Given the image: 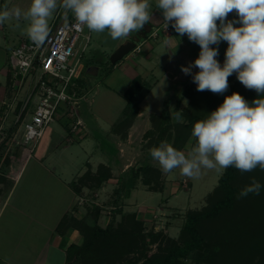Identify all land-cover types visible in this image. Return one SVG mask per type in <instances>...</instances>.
<instances>
[{
    "label": "rangeland",
    "instance_id": "obj_1",
    "mask_svg": "<svg viewBox=\"0 0 264 264\" xmlns=\"http://www.w3.org/2000/svg\"><path fill=\"white\" fill-rule=\"evenodd\" d=\"M18 26H22V24H17L15 27V29L18 28V30H20ZM10 29L11 26L8 25V29L4 30L3 34L8 37V41H6L5 46H3L0 51V61L2 60V56L4 58L6 57L4 61H2V65H4L7 60V68L10 66L11 49L20 44V41L18 42L17 39V34L19 35L20 31L15 32V29H13V31ZM88 33V29H86L85 34ZM159 35L162 36V33L160 32ZM81 40L82 43L81 41L79 42V46L77 47L78 52L75 58H73V61L80 58L81 64L84 66V71L81 76L76 79L75 82L77 87L74 88V90L78 92L80 97L79 111L84 121H88L93 128L91 129L90 135L84 137L80 143L77 142L68 147L63 144L60 145V135H67L64 126L65 123L62 125L60 123L62 119L58 118L61 114L66 115L65 113L68 112L67 104L63 103L60 107L59 116L55 122L51 124L40 144L32 152L31 162L26 165V170L22 173L16 187H14L12 193V195L14 194L13 201L19 202L23 186L26 185V198L37 201V203L47 202V210H43L40 221H42L43 217L45 218L50 214L56 215L55 218H57L59 212L63 210V208H66V204L70 201V205L72 206L70 213L77 219H81L87 216L90 204L94 203L104 207L100 224L106 227L114 216L112 213L114 212V201L117 199L115 190L119 186V177L121 175H129L132 168L137 169L143 165H148L154 168L149 172L152 184L159 182L164 186L165 191H150L148 186L142 183L141 179L136 189L131 192V195L125 199H120L119 203H121L125 215L133 212L137 213L138 219L144 222L146 233L163 232L177 239L189 212H201L205 209H209L211 204L214 203L213 194L215 188L218 186L219 179L225 172V169L221 171L203 169L200 177L191 179L182 176L179 169H174L170 173L162 172L158 163L150 157V149L152 148L150 142L153 137L148 138L146 133L150 130H156L155 138L158 137V129H155L156 123L158 122L157 120L161 119L165 107L168 109L169 114L170 110H182L185 122L189 115H192L194 112V109L189 107L191 99L188 96H183L186 87L194 83L192 75H190L191 78H188V75L179 71L178 77H176V80H173L176 85L175 89L172 88L167 96H165V87L170 84L169 82L171 79L169 81L166 80L165 82L167 84H165L163 88L165 91L162 92V90H159L153 97V102L157 101L156 108L153 110L146 109L140 120L137 121L136 119L128 130L121 129L120 133L125 132L128 134L126 138H122L120 136L122 134L119 133L120 135H118L113 133L112 128L114 125L121 123L124 117L123 111L127 105V101L123 93L127 91L131 85V81L124 75L121 68H118L119 65L115 66L110 62V57L116 49L115 44L118 39L112 40L107 35V31H105V33L91 32V41L83 52L82 47L85 44V40H83V38ZM214 47L217 46L214 45ZM227 47V42L224 41H221L218 45L219 55L216 59L220 62L221 66H223L224 63ZM138 57L139 56L135 58ZM126 59H128V57ZM72 63L73 62L70 61V64ZM174 68H180V64L177 63ZM156 71H159V77H161L163 71H161L160 68H157ZM197 71H199L198 68H192V74H195ZM228 83L229 87L225 93L212 94L217 99L216 104L207 98H201L197 101L199 106L198 109L204 110L208 115L215 108L213 106L222 104L224 97L230 96L233 92H238L246 99L247 92L245 93V91H249V89H246L238 81L236 73H233V75L228 78ZM110 87L115 90L113 91ZM25 95L26 88L23 93L21 92L19 95L20 97L18 96V100L23 101ZM205 96H209V94L207 93L204 97ZM167 101H170L168 105H166L168 103ZM141 105L142 101L139 103L140 112L143 110ZM30 106L33 107V101ZM153 116H158L159 118L155 119ZM67 119L70 133V118L68 117ZM174 123L176 125L183 124ZM172 133V138L169 139L170 136H166L165 140L173 146L176 132L172 129ZM4 135L5 133L0 135V138L4 137ZM23 136L24 129L21 128L16 138L22 141ZM190 138L191 135L189 139ZM189 139L181 151L187 153L188 149L186 145ZM194 145L195 140L193 139V146ZM12 146L15 147V145ZM112 149H114V154L111 157L108 151ZM44 151L50 154L48 160H43L44 158L41 159L40 154ZM12 152L18 155V159L20 158L21 150L12 148ZM89 160L93 163V172L97 171L98 164L102 162H106L109 165L112 164L115 175L113 181H115V183L108 185L105 183L106 185L104 184V188L102 187L100 190L84 189L79 197L73 191V196L70 195L68 199H63L62 196L65 197L66 193H69V191L59 182L58 178H61L64 183L67 180L74 181L79 177L77 176L79 170L84 168ZM16 168L19 169L20 166L16 164ZM29 183L32 184V188ZM76 199L78 200L75 206L74 200ZM145 205H147L146 208L142 207ZM241 205H243V202H241ZM8 212L4 218L9 215ZM262 215H264V213ZM121 216L122 215H116L115 221L117 223L121 221ZM4 220H2L1 223ZM259 221L261 225H257L256 227H259V234L256 232V236L264 238V217ZM204 228H206V231H209L210 225L208 224ZM70 229L75 228L71 227ZM80 229H78V231H80ZM29 234L34 235V232L29 230ZM79 238H81L83 242L84 237L81 233ZM227 247L229 248L228 252ZM227 247L225 253H230L234 250L231 245ZM257 248L258 246L253 248L252 251ZM152 251H156V245L152 246ZM257 259H259V257H257Z\"/></svg>",
    "mask_w": 264,
    "mask_h": 264
},
{
    "label": "clouds",
    "instance_id": "obj_2",
    "mask_svg": "<svg viewBox=\"0 0 264 264\" xmlns=\"http://www.w3.org/2000/svg\"><path fill=\"white\" fill-rule=\"evenodd\" d=\"M156 9L161 11L166 28L171 25L180 36L186 34L199 45L195 61L181 66L185 75H192L197 91L223 94L229 87L228 78L236 73L238 81L254 90L258 98L249 103L238 92L225 96L216 110L194 123L187 153L165 140L150 149L152 159L162 172L179 169L182 176L191 179L200 177L203 169L264 171V0H156ZM57 10H63L64 15L70 12L78 28L107 31L112 40L142 30L153 16L149 0H31L26 10L5 4L0 10V25L12 19L27 21L25 34L40 45ZM234 11L238 19L228 20ZM221 41L228 45L223 66L216 59ZM193 67L199 69L195 74ZM170 118L185 122L182 110H170ZM261 187L253 178L237 199L259 195Z\"/></svg>",
    "mask_w": 264,
    "mask_h": 264
},
{
    "label": "trees",
    "instance_id": "obj_3",
    "mask_svg": "<svg viewBox=\"0 0 264 264\" xmlns=\"http://www.w3.org/2000/svg\"><path fill=\"white\" fill-rule=\"evenodd\" d=\"M145 27L146 25L138 31L143 35L140 38L136 36L137 42L147 39L151 34L152 31ZM9 85H12L11 77ZM196 87V84L192 83L183 93V96L191 99L189 107L194 109L192 115H189L185 123L176 125L165 107L161 119L155 122L158 137L155 138L156 130L146 133L148 138L153 137L150 146H158L166 136H170L169 139H171L173 129L176 132L173 147L182 150L191 135L194 123L207 117L204 110L198 109L197 101L207 98L215 104L217 102L212 92L197 91ZM151 88L150 83H146L142 77L133 80L124 93L127 101L123 111L124 117L121 123L114 125L113 133L122 134L120 135L122 138L128 136L125 132L120 133L121 129L128 130L132 126L140 113L139 103ZM207 93L209 96L204 97ZM245 93L249 103L258 98L254 90L245 91ZM218 106H213L215 107L213 111ZM64 126L68 128V124ZM108 154L112 157L114 149L108 151ZM153 169L151 166L143 165L137 169L132 168L129 175L119 177V186L115 190L117 199L114 201L112 213L114 216L106 227L100 224L104 207L94 203L90 204L86 217L77 219L71 214L64 216L57 231L64 233L67 228H81L79 232L84 237L81 244L73 243L69 246L65 264H264V238L256 236V232L259 234V227H256L261 225L259 220L264 217L262 215L264 213V171L257 168L252 172L241 173L235 167L225 169L213 194L214 203L209 209L201 212H189L176 239L163 232L146 233L144 222L138 219L137 213L125 215L119 203L120 199L131 195L141 179L150 191H163L162 184L159 182L152 184L150 180L149 172ZM114 176L112 164L101 163L96 172H93L92 166L88 164L86 172L72 181L70 186L79 197L84 189L100 190L105 183L113 180ZM253 178L262 185L260 194H249L247 197L237 199L240 191L250 184ZM116 215H122L118 223L115 221ZM208 224L210 230L206 231L204 227ZM153 245H156L154 252ZM228 245H231L234 250L225 253ZM256 246L258 248L252 251ZM228 250L227 247V252Z\"/></svg>",
    "mask_w": 264,
    "mask_h": 264
},
{
    "label": "crops",
    "instance_id": "obj_4",
    "mask_svg": "<svg viewBox=\"0 0 264 264\" xmlns=\"http://www.w3.org/2000/svg\"><path fill=\"white\" fill-rule=\"evenodd\" d=\"M30 2L31 0H0V10L3 9L5 4H7L9 8L12 6H19L26 10ZM149 3L153 16L146 24L145 29L153 31V29L159 27L163 23V17L161 11L156 9V0H149ZM58 11H60V19L64 17H74L70 12L64 15L63 10H57L50 18L49 26L54 22ZM227 19L234 21L238 18L236 13L232 12L229 13ZM27 23L28 22L24 20L17 22L15 19H12L0 25V51L3 46H5L6 41H8V37L3 34L4 30L8 29V25L11 26L10 30L13 31L17 24H22V26H18L20 30H18V28L15 29V32L20 31L19 35L17 34L18 42L29 39L25 34ZM217 23L219 24V22ZM234 26L240 25L234 24ZM142 35L143 34L139 32H132L127 38L118 39L115 48L128 40L137 42L136 36L140 38ZM165 40L168 41L167 44L164 43ZM210 47H214V45H210ZM199 52L200 47L198 44L189 41L186 34L180 36L173 30L168 33H162V36L159 35L157 38H150L148 42L143 45L140 53L131 52L115 65H119L118 68H121L124 75L130 79L131 83L135 78L142 77L146 83H150L152 86L148 94L141 100L143 110L137 116V121L140 120L146 109L153 110L156 108L157 101L153 102V97L157 94L156 92H159V90L163 92L166 89L165 96H167L172 88L175 89L176 85L173 80H176V77H178L181 66L187 67L190 63L194 62ZM137 56L139 57L135 58ZM127 57L128 59H126ZM5 58L2 56V60L0 61V116L5 112L9 113L3 125L4 131L1 134L3 135L5 133V135L0 138V264H65L66 252L69 246L73 243L79 245L82 242V239L79 238L80 232L76 229L68 228L64 233L57 231L58 225L61 223L64 216L71 214V201L66 204V208H63V210L59 212L57 218H55L56 215L50 214L45 218L43 217L42 221H40V217H42L43 210H47V202L37 203V201L26 198V185L23 186L19 202L13 201L14 194L12 195V193L14 187H16L22 173L26 170V165L31 162L32 154L29 155L27 147L17 142L16 136L19 134L22 126L16 124V120L22 103L19 105L11 104L13 93L9 82L12 73L10 66L8 68L6 67V65H8L7 60L5 64L2 65V61H4ZM177 63L180 64V68L175 69L174 66ZM157 68L163 71L161 77H159V71H156ZM188 78H191V76L188 75ZM170 79L171 81L169 83L171 85L169 84L165 87V84H167L165 81H169ZM164 87L165 89H163ZM110 88L112 89V87ZM112 90L114 91L115 89ZM2 102L7 103V105H4ZM65 117L67 116L64 114L58 117L62 119L60 121L62 125L63 123L68 124V117ZM85 125L84 131L78 135H71L69 133V127L66 128L67 135H60L59 144L68 147L74 143H80L84 137L90 135L91 129L93 128L88 121L85 122ZM12 145H15V147ZM12 148L21 150L19 159L17 157L18 155L13 154ZM40 156L41 159L44 158L43 160H48L50 158V154H47L45 151L41 153ZM16 164L20 166L19 169L16 168ZM88 164L93 166V163L89 160L87 165L79 170L77 176H82L86 172ZM58 180L69 191V193H66V196H62V198L68 199L70 195L73 196L72 193L74 192L70 186L72 180H67L65 183L61 178H58ZM114 183L115 181L111 180L107 182V185ZM29 185H31V188L33 187L32 184L29 183ZM77 200L78 199L74 200L75 206L77 205ZM146 206L147 205L142 207L146 208ZM7 212L9 215L4 218ZM2 220L4 221L1 223ZM29 230H32L34 235L29 234Z\"/></svg>",
    "mask_w": 264,
    "mask_h": 264
},
{
    "label": "built area",
    "instance_id": "obj_5",
    "mask_svg": "<svg viewBox=\"0 0 264 264\" xmlns=\"http://www.w3.org/2000/svg\"><path fill=\"white\" fill-rule=\"evenodd\" d=\"M86 26L78 28L74 17L60 19L57 12L54 22L50 25V32L43 44L37 45L30 39L22 40L17 47L10 51L11 104H21L16 120L24 129L22 141H17L27 147L29 155L37 148L47 130L59 116L63 103L68 106L65 113L70 118V134L78 135L86 125L79 111L80 97L74 90L78 79L84 71L80 58L73 61L82 38L85 44L82 52L91 41V31L85 34ZM174 29L171 25L166 28L164 23L153 29L149 37L136 42L132 53H140L143 45L150 38H157L159 33H168ZM70 61L73 63L70 64ZM26 88L23 101L18 96ZM20 97V96H19ZM33 101V107L31 103ZM4 105L7 103L2 102ZM2 106V105H1ZM10 106V105H9ZM9 112L0 116V135L4 131L3 125Z\"/></svg>",
    "mask_w": 264,
    "mask_h": 264
},
{
    "label": "water",
    "instance_id": "obj_6",
    "mask_svg": "<svg viewBox=\"0 0 264 264\" xmlns=\"http://www.w3.org/2000/svg\"><path fill=\"white\" fill-rule=\"evenodd\" d=\"M136 42L132 40H128L122 44H120L114 53L110 57V62L116 65L120 62L126 55H129L136 47Z\"/></svg>",
    "mask_w": 264,
    "mask_h": 264
}]
</instances>
